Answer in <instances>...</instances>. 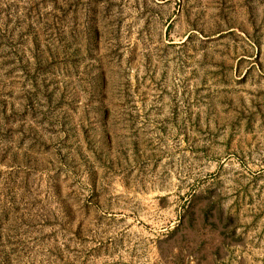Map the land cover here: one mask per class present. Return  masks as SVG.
Here are the masks:
<instances>
[{"label": "rangeland", "instance_id": "374dc122", "mask_svg": "<svg viewBox=\"0 0 264 264\" xmlns=\"http://www.w3.org/2000/svg\"><path fill=\"white\" fill-rule=\"evenodd\" d=\"M0 264H264V0H0Z\"/></svg>", "mask_w": 264, "mask_h": 264}]
</instances>
